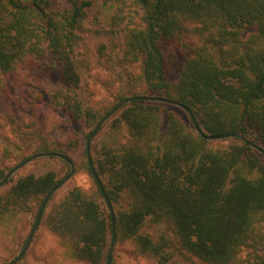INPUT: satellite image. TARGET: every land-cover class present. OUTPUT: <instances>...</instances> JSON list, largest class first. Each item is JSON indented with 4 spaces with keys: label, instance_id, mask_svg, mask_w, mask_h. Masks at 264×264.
Instances as JSON below:
<instances>
[{
    "label": "trees",
    "instance_id": "1",
    "mask_svg": "<svg viewBox=\"0 0 264 264\" xmlns=\"http://www.w3.org/2000/svg\"><path fill=\"white\" fill-rule=\"evenodd\" d=\"M89 6L0 0V135L6 122L12 137L0 160L14 159L13 147L20 163L56 153L88 173L93 186L48 204L42 222L69 259L107 264L113 219L89 166L90 134L125 99L150 96L187 106L205 135L237 133L264 150V0H117L108 26L88 25ZM95 70L118 85L107 102L81 93ZM17 91L21 104L4 117ZM227 140H205L183 109L163 102L130 103L105 123L91 154L115 213L111 264L128 243L157 264H175L176 250L204 264H264V155ZM18 165L0 162V183ZM61 181L52 171L10 178L1 227L26 214L34 227ZM148 222L165 230L146 233Z\"/></svg>",
    "mask_w": 264,
    "mask_h": 264
},
{
    "label": "rangeland",
    "instance_id": "2",
    "mask_svg": "<svg viewBox=\"0 0 264 264\" xmlns=\"http://www.w3.org/2000/svg\"><path fill=\"white\" fill-rule=\"evenodd\" d=\"M27 3V0H23ZM80 2H90V6L86 9L88 13V25H93L96 22L101 23L104 26H108L112 17L116 13L117 0H80ZM58 6V4H57ZM51 61H49L50 63ZM37 68L28 69L27 82L34 81L33 77L37 75L35 72ZM97 75H100L97 79ZM23 76V75H22ZM84 85L81 89V93L85 97H89L93 93L92 99L95 101L107 102L111 98V91L115 90L118 85L109 88L105 85L106 83H101V81L107 82L106 74L101 70L92 71L89 75L85 71ZM25 80V79H24ZM28 87L27 84L23 87ZM21 104L19 97V91L12 93L5 104L4 117L11 114L13 108ZM5 128L2 130L0 135V147L8 144L6 141V136L11 137L10 129L6 122H4ZM227 142H231L228 139ZM13 150L14 159L9 161L0 160L2 165L14 166L20 163V159L23 156ZM74 159L79 160L76 155H71ZM0 153V159H1ZM76 167V165H75ZM55 172L59 179L63 180L69 174V166L62 161L60 158H40L27 165L16 172L11 178H14V183L22 177L27 175L42 176L47 172ZM13 183V184H14ZM11 184V185H13ZM9 185V187H11ZM6 186V185H5ZM93 186V181L88 173L81 170L77 171L75 175L64 184L59 191L53 196L49 202L50 206H54L60 203L73 189L80 187L89 190ZM47 208V207H46ZM35 221L34 214L23 215L19 219H15L6 228L0 225V264H9L15 257H18L22 252V247L24 248V242L28 239ZM165 230L162 225H155L148 222L145 226V232L152 234L155 237L160 236L161 232ZM170 239L172 240L175 248H178V243L176 242L172 232H168ZM173 261L175 264H204L202 261L191 257L186 253H182L179 250L174 251ZM118 264H157L156 260L149 255H141L135 251L133 243H128L121 246L120 252L117 258ZM19 264H82L75 260L69 259L65 255V250L61 246L60 241L52 232L46 227L44 222L41 221L34 237L29 247V250L25 258Z\"/></svg>",
    "mask_w": 264,
    "mask_h": 264
},
{
    "label": "water",
    "instance_id": "3",
    "mask_svg": "<svg viewBox=\"0 0 264 264\" xmlns=\"http://www.w3.org/2000/svg\"><path fill=\"white\" fill-rule=\"evenodd\" d=\"M133 102H163V103H167L176 107H179L181 109H183L188 116L190 117V119L192 120L194 127L197 131V133L204 138L207 141H216V140H226V139H237L240 140L246 144H249L252 148H254L255 150H257L258 152H260L261 154L264 155V150L259 147L258 145H256L255 143L247 140L244 136L237 134V133H228V134H224V135H218V136H211V135H205L201 125L199 124V122L197 121L196 117L194 116L193 112L185 105L176 102V101H172V100H168V99H164V98H157V97H150V96H136V97H130L125 99L124 101H122L120 104H118L109 114H107L102 120L101 122L97 125V127L93 130V132L90 134L88 141H87V157H88V162H89V166L90 169L94 175L95 181L97 182L102 195L104 196V199L109 207L110 213L112 215V219H113V241H112V248H111V254H110V258L108 260L107 264H111L112 260H113V255L115 252V248H116V228H115V213H114V208L106 194L105 188L99 178V176L96 173L94 164H93V160H92V154H91V145H92V141L94 139V137L96 136V134L98 132H100L103 128V126L105 125V123L111 119L117 112H119L123 107H125L126 105L133 103ZM48 157H59L65 161H68L71 166H72V171L71 173L64 178L55 188H53L49 194L46 196L42 208L40 210L39 216L37 218V221L26 241V244L24 246V249L22 250V252L20 253V255L11 263V264H19L26 256L29 247L31 245V242L33 240V237L42 221V217L43 214L46 210V207L48 206L49 202L51 201V199L53 198V196L59 191V189L66 184L76 173V167L75 164L68 159L67 157L61 155V154H56V153H41V154H37V155H32L28 158H26L23 162H21L18 166H16L6 177V179L0 183V189H2L7 182L9 181V179L16 173L18 172L20 169H22L25 165L40 159V158H48Z\"/></svg>",
    "mask_w": 264,
    "mask_h": 264
}]
</instances>
